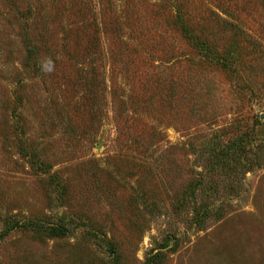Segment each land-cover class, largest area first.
<instances>
[{
  "label": "rangeland",
  "instance_id": "374dc122",
  "mask_svg": "<svg viewBox=\"0 0 264 264\" xmlns=\"http://www.w3.org/2000/svg\"><path fill=\"white\" fill-rule=\"evenodd\" d=\"M0 264H264V0H0Z\"/></svg>",
  "mask_w": 264,
  "mask_h": 264
}]
</instances>
